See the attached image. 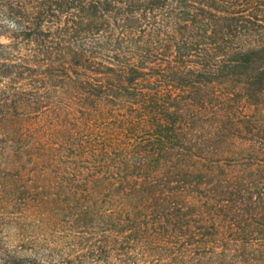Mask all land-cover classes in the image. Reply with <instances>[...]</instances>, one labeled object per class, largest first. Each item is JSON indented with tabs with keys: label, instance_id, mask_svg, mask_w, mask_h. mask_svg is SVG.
I'll use <instances>...</instances> for the list:
<instances>
[{
	"label": "trees",
	"instance_id": "1",
	"mask_svg": "<svg viewBox=\"0 0 264 264\" xmlns=\"http://www.w3.org/2000/svg\"><path fill=\"white\" fill-rule=\"evenodd\" d=\"M0 175V264H264V0H0Z\"/></svg>",
	"mask_w": 264,
	"mask_h": 264
},
{
	"label": "rangeland",
	"instance_id": "2",
	"mask_svg": "<svg viewBox=\"0 0 264 264\" xmlns=\"http://www.w3.org/2000/svg\"><path fill=\"white\" fill-rule=\"evenodd\" d=\"M248 148H249L248 143H245V142L236 143V150L248 149ZM221 162H222V164H227L228 160H227V158L226 159H222ZM243 168L253 169L254 165H247V166L243 167V165L238 163V165H236V167L234 168V171L241 172V170ZM45 179H46L45 175H37V173H33L32 172V173H30V175H26V176L23 177L24 183H22L21 186H24L25 188L26 187H30L32 185L41 183ZM3 181L4 180L2 179V175H0V189L2 188V184H3L2 182ZM197 199H198V197L196 196V197L193 198V201L198 202L199 199L198 200ZM201 199L202 198H200V200ZM21 210L22 209H19V208L12 209V213L9 214V217H13V218L21 217V218H24L22 216L23 215L22 212L21 213L19 212ZM237 223L238 222H235V224L230 227V225H231L230 224V218L228 216L223 215V216L220 217V215H216L214 213V214L210 215V218H207V221L205 222V225L207 227H210V228L213 227V226L219 227V230L221 232H223L225 238H227L228 240L231 241V240L235 239L236 237H238L239 234H240L239 233L240 224H237ZM144 225L145 224L142 225L143 231L145 229H148V228H150V231H147V230L144 231V233H143L144 236L142 237L143 240H145V239L149 240V239H152V238H154L156 236L158 237V234L155 235V233L153 232L154 229L156 227H158V225H154V224H152V225L148 224V225H145V226ZM11 233H12V238L9 240V243L13 245V243L14 244L17 243V240H18L19 236H21V233L19 231H17V230H12ZM164 235L165 234H163V236ZM209 237H208V239H212V240L215 238L214 235H211ZM171 240L172 241H176L175 238H172ZM136 247H138V245ZM177 251H179V250H177ZM206 252H208V250L205 251L203 248H196V249L191 250V251L177 252V253H180V254L185 256L184 258H182V257L178 258L180 260V264H202L205 261L203 259V256L206 255ZM167 254H168L167 252H162L161 253V255H162L161 257H165V255H167ZM167 262H168V260H167Z\"/></svg>",
	"mask_w": 264,
	"mask_h": 264
}]
</instances>
